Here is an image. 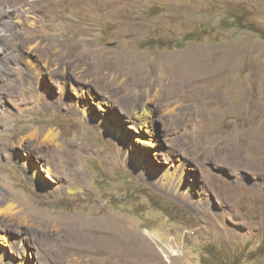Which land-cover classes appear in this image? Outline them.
<instances>
[{"label": "rangeland", "instance_id": "1", "mask_svg": "<svg viewBox=\"0 0 264 264\" xmlns=\"http://www.w3.org/2000/svg\"><path fill=\"white\" fill-rule=\"evenodd\" d=\"M242 9L264 31V0H0V264H264V37L228 24Z\"/></svg>", "mask_w": 264, "mask_h": 264}, {"label": "trees", "instance_id": "2", "mask_svg": "<svg viewBox=\"0 0 264 264\" xmlns=\"http://www.w3.org/2000/svg\"><path fill=\"white\" fill-rule=\"evenodd\" d=\"M243 11L240 10L239 12L232 13L230 15L229 21L231 23H228L230 26L234 25L235 27H238L240 29H248L254 33H256L260 37H264V31L258 27V25H255L253 21H249L244 17ZM224 27H228L227 25H224ZM208 34V29L204 25H200L199 27L184 32V35L182 37H176L177 39H160L159 37H152L148 36L146 41L149 44V47L153 48H159V49H168L172 46L180 47L185 42H188L190 40H202L206 35ZM225 262V261H224ZM222 264H228V263H222ZM231 264V262H229Z\"/></svg>", "mask_w": 264, "mask_h": 264}, {"label": "bare ground", "instance_id": "3", "mask_svg": "<svg viewBox=\"0 0 264 264\" xmlns=\"http://www.w3.org/2000/svg\"><path fill=\"white\" fill-rule=\"evenodd\" d=\"M185 64H183L184 66H188V70H191V72H194L195 73V77H194V80L196 78V75L197 74H200L201 72H203V67L201 66V64H199L197 62V60H185L184 61ZM156 63V62H155ZM181 62L179 63H174V64H170V65H165V74H167L170 78L172 79H176V78H180L181 80L185 79L186 77L183 76V68H182V65H180ZM202 76V75H201ZM210 78H214L215 76H213L211 73L209 75ZM187 80V79H186ZM189 80V79H188ZM190 82V80H189ZM143 106V105H142ZM141 106V107H142ZM140 107V108H141ZM143 111H144V107H142ZM46 134H47V137H50L51 139L54 137L55 133L48 129L46 131ZM26 205V203H25ZM31 207V206H29ZM28 207V208H29ZM16 208V205L14 203H9L8 205L4 206V208L0 209L1 212L3 213H12L14 211V209ZM27 208V207H26ZM20 211V210H19ZM33 211V210H32ZM35 212V211H34ZM33 212V213H34ZM15 213V212H14Z\"/></svg>", "mask_w": 264, "mask_h": 264}, {"label": "water", "instance_id": "4", "mask_svg": "<svg viewBox=\"0 0 264 264\" xmlns=\"http://www.w3.org/2000/svg\"><path fill=\"white\" fill-rule=\"evenodd\" d=\"M114 43H110L109 45H113Z\"/></svg>", "mask_w": 264, "mask_h": 264}]
</instances>
